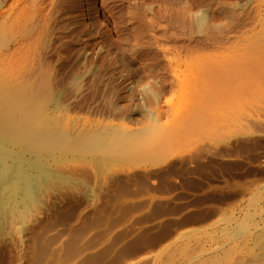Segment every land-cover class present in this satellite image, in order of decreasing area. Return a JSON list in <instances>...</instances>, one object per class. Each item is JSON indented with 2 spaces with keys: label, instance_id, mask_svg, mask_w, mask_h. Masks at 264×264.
Listing matches in <instances>:
<instances>
[{
  "label": "rangeland",
  "instance_id": "1",
  "mask_svg": "<svg viewBox=\"0 0 264 264\" xmlns=\"http://www.w3.org/2000/svg\"><path fill=\"white\" fill-rule=\"evenodd\" d=\"M3 1L46 29L0 94L49 146L10 145L39 185L0 209V264H264V0ZM217 64L253 83L216 93Z\"/></svg>",
  "mask_w": 264,
  "mask_h": 264
},
{
  "label": "bare ground",
  "instance_id": "2",
  "mask_svg": "<svg viewBox=\"0 0 264 264\" xmlns=\"http://www.w3.org/2000/svg\"><path fill=\"white\" fill-rule=\"evenodd\" d=\"M1 1H0V6L4 5L5 3L3 0ZM0 10L2 9L0 8ZM28 12H30V10ZM30 13L33 14L32 11ZM32 14L31 16L36 15V14H33V15ZM25 15L26 14H24V16ZM31 16H29L30 18H24L22 17V15L21 16L20 15L10 16V14L6 13V11L5 12L4 10L0 11V62H11V61H17V60L25 59V58H31V60H34V59L36 60L38 58H41L42 56H45L40 51V49L39 50L37 49V46L38 47L40 46L43 35L46 33L45 27L42 26L43 20H41L40 18L41 21L39 19L37 21L36 20L34 21L35 17L34 19H31ZM42 18H44V16H42ZM219 66L221 65H218L217 68H214V66L213 67L211 66L203 67L201 68L200 71L202 73L210 72L209 74H213V75L215 74L219 79L225 81V83L215 88L216 93H220V92L224 93L226 91L229 93L233 89L232 88L233 84L230 87L231 84L229 82L231 80L229 81L227 79H224V77H226L228 73L227 74L224 73L225 69L222 70V67H220L221 70H219ZM235 66L230 67V68L232 69L236 68ZM240 67L244 69L243 66H240ZM237 69L239 70V68ZM248 70H250V68ZM254 70L255 69H253V71ZM229 71L230 69H228V71L226 72H229ZM258 71L262 72L261 69L257 70V72ZM218 72H221V74H219ZM248 72L250 71H247L246 73L247 76L244 74L245 72L243 73L244 75L242 76L247 77L251 81V82L249 81V83H253L252 80L250 79L251 78L250 74L252 72L251 73H248ZM254 73H256V71ZM253 74L251 76H254ZM257 74H259V76L261 75L260 73H257ZM248 75L250 78L248 77ZM255 76L258 77V80H262V79H259L258 75H255ZM247 80H246V84L245 83L241 84L242 88H240V86L238 87L242 90L247 89L246 88L248 87ZM237 85L236 87L234 86V88H236L234 90L239 91L240 89L237 87ZM244 85H246L245 88H243ZM198 86H199V82H195L194 85L191 86V88L196 89L198 88ZM234 90H232L233 91L232 93H236V91L234 92ZM0 102H2L3 104L2 106L0 105V209L2 205H8V204H15L17 205V207L22 206L24 208H28L32 204L33 197H34L33 193L35 191V188L36 186L38 187L39 185L38 179H37L38 167L33 166L35 164H32V161L30 158H26L22 156L23 152H21V155H19L20 154L19 152H18L19 154L18 153L14 154L13 149L12 150L10 149V145L11 143L14 144V142H17L15 144L20 143L21 145L23 144L27 146H41V147L47 148L49 146V139L44 133L37 131L33 123L29 121L28 119H25L24 117H21V118L14 117L10 114L12 110L13 102L8 101L7 96L4 93L0 94ZM3 133L11 135V137L13 138V141H9L5 139L3 136ZM14 155H15V158L18 157V159L19 158L20 159L19 160L17 159V161H15L16 159L12 160V163H11L10 159ZM39 171L43 172V169H39ZM47 172L46 174L49 173ZM42 174H45V173H42Z\"/></svg>",
  "mask_w": 264,
  "mask_h": 264
},
{
  "label": "clouds",
  "instance_id": "3",
  "mask_svg": "<svg viewBox=\"0 0 264 264\" xmlns=\"http://www.w3.org/2000/svg\"><path fill=\"white\" fill-rule=\"evenodd\" d=\"M195 16L198 18V20L200 21V25L203 26L204 23L207 22V16L204 10H200L198 12L195 13ZM153 82L149 81L146 83H143L140 85L139 91L141 93H144L146 95H155V93L153 92L152 88H151V84Z\"/></svg>",
  "mask_w": 264,
  "mask_h": 264
}]
</instances>
